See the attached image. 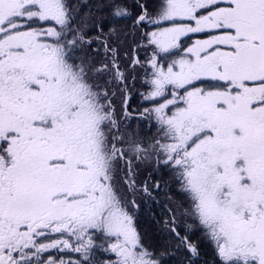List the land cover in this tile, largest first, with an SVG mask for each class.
Listing matches in <instances>:
<instances>
[{"label":"snow or ice","instance_id":"snow-or-ice-1","mask_svg":"<svg viewBox=\"0 0 264 264\" xmlns=\"http://www.w3.org/2000/svg\"><path fill=\"white\" fill-rule=\"evenodd\" d=\"M0 264H264V0H0Z\"/></svg>","mask_w":264,"mask_h":264},{"label":"flooded vegetation","instance_id":"flooded-vegetation-1","mask_svg":"<svg viewBox=\"0 0 264 264\" xmlns=\"http://www.w3.org/2000/svg\"><path fill=\"white\" fill-rule=\"evenodd\" d=\"M140 101H139V98L136 100V103L138 104ZM133 107H135V104L133 105Z\"/></svg>","mask_w":264,"mask_h":264}]
</instances>
